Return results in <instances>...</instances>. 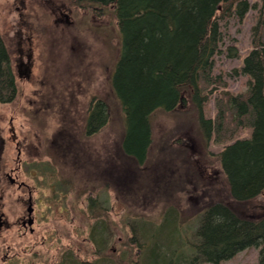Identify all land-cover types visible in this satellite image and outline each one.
Here are the masks:
<instances>
[{
  "label": "rangeland",
  "instance_id": "1",
  "mask_svg": "<svg viewBox=\"0 0 264 264\" xmlns=\"http://www.w3.org/2000/svg\"><path fill=\"white\" fill-rule=\"evenodd\" d=\"M111 11L77 0H0V31L12 52L18 86L16 97L0 104V210L11 223L0 233V264H59L63 257L64 264L72 255L95 259L91 197H100L109 206L120 244L132 232L130 224L137 223L134 214L156 217L161 212L159 194L155 198L140 194L145 186L141 177L148 171L171 170V190L183 200L186 214L229 195L217 157L224 145L213 139L205 142L198 135L194 113L185 107L154 113L153 148L143 169L131 159L118 158L116 148L124 132L118 101L111 102L108 123L97 133L86 134L92 100L112 101L120 36ZM257 11L251 8L242 22L236 16L221 21L224 40L214 72L223 75L235 93L248 86L249 76L241 67L253 47ZM230 47H236L238 54L230 55ZM215 111L212 98L206 112ZM18 157L22 162L18 181L34 190L33 233L16 223L26 212L21 198L28 199L29 187L19 188L5 175L18 166ZM131 167L135 172L127 171ZM120 170L124 175L118 180L123 184L118 187L123 193L117 198L110 181ZM259 202L264 208V198ZM260 249L247 247L222 264H256Z\"/></svg>",
  "mask_w": 264,
  "mask_h": 264
},
{
  "label": "trees",
  "instance_id": "2",
  "mask_svg": "<svg viewBox=\"0 0 264 264\" xmlns=\"http://www.w3.org/2000/svg\"><path fill=\"white\" fill-rule=\"evenodd\" d=\"M77 1L112 10L120 36V54L111 77L112 101L106 97L92 100L86 134H95L108 123L111 102L118 101L124 126L116 148L118 158L131 159L143 169L153 148L154 113L179 112L185 107L194 113L198 135L205 142L213 139L224 145L217 157L229 195L186 214L188 208L171 190V170L148 171L141 177L145 186L140 194L160 195L159 216L134 214L137 223L130 224L129 237L117 245L109 206L100 197L89 198L95 259L72 255L64 264H222L251 246L261 247L256 264H264V208L259 206V199L264 198V0ZM251 8L258 10L253 47L241 67L249 76L248 86L235 93L227 88L223 75L214 72L224 40L221 21L236 16L242 22ZM229 52L234 56L238 49L230 47ZM12 58L0 31V104L17 94ZM212 98L213 115L206 112ZM115 174L117 178L110 183L120 198L123 192L118 186L123 181L118 178L124 172ZM200 179L203 174L196 184ZM63 261L64 257L59 264Z\"/></svg>",
  "mask_w": 264,
  "mask_h": 264
},
{
  "label": "flooded vegetation",
  "instance_id": "3",
  "mask_svg": "<svg viewBox=\"0 0 264 264\" xmlns=\"http://www.w3.org/2000/svg\"><path fill=\"white\" fill-rule=\"evenodd\" d=\"M20 154V153H19ZM18 166L17 167H12L10 169V171H6L5 172V175L7 176L9 182L11 184H14V183H17L19 188H22V187H29V191H28V199H23V202L25 205H27V208H26V212L23 213V215L20 217H18L16 219V223H17V226H20L24 229V232L26 229H28L31 233L34 232V224L36 222V214H35V211H36V208H35V200H34V196H33V189L30 188L29 185H27L24 181H18L19 180V168H21L22 166V162L20 161V157H18ZM11 226V223L9 222L7 216L5 215V212L3 210H0V233L1 231L3 230V228H9ZM19 228V227H18Z\"/></svg>",
  "mask_w": 264,
  "mask_h": 264
}]
</instances>
